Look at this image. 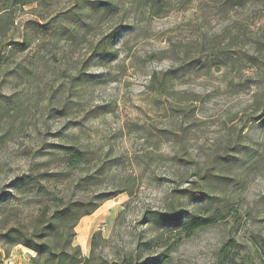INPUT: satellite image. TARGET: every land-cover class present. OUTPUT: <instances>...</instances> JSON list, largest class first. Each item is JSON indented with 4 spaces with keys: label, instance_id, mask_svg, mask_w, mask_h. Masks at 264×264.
I'll list each match as a JSON object with an SVG mask.
<instances>
[{
    "label": "rangeland",
    "instance_id": "rangeland-1",
    "mask_svg": "<svg viewBox=\"0 0 264 264\" xmlns=\"http://www.w3.org/2000/svg\"><path fill=\"white\" fill-rule=\"evenodd\" d=\"M21 1L0 0L14 16L0 30V251L40 201L81 195L79 181L101 167L97 189L123 192L76 227L85 257L101 233L91 264H217L229 237L242 248L264 234V62L250 60L264 56V0H164L159 15L153 0ZM112 36L115 53L99 55ZM164 72L174 80L160 90ZM66 145L83 153L78 170L65 169ZM27 175L42 192L15 189ZM206 184L204 201L177 198ZM226 202L239 224L188 238L153 220ZM33 255L19 244L3 264Z\"/></svg>",
    "mask_w": 264,
    "mask_h": 264
},
{
    "label": "trees",
    "instance_id": "trees-1",
    "mask_svg": "<svg viewBox=\"0 0 264 264\" xmlns=\"http://www.w3.org/2000/svg\"><path fill=\"white\" fill-rule=\"evenodd\" d=\"M36 0H24L22 5L31 4ZM164 0H153L151 8L154 14L159 15L163 10ZM243 2V1H242ZM14 16L12 10H6L0 13V30L2 35H6L12 28ZM114 37L111 40L99 43L97 53L102 56L114 54ZM264 50V49H263ZM254 64L259 65L264 62V56H251ZM258 60V62L256 61ZM263 64V63H262ZM174 76L170 72H164L157 80V88L166 90L173 82ZM151 82H156V75L152 76ZM264 99V93L261 94ZM264 108V103L262 105ZM65 154V169L78 170L85 163L83 153L80 148L73 145L61 147ZM102 170H104L101 167ZM97 169L87 173L79 181L77 189L81 195L67 198L65 196L56 197L52 201H40L39 209L35 217L28 223L21 225H12L6 233L3 234L0 251V264H3V255H8L11 247L22 244L29 250L35 252L31 257L32 264H91L95 261L96 244L100 237V231L93 234L91 239V254L85 257L82 254L80 245L74 243L76 237V227L81 219L94 213L99 206L106 200L113 198L123 192V189L112 193L100 191L97 184L103 179L104 171ZM40 182V181H39ZM208 182V181H206ZM35 187V188H34ZM42 185L31 180L27 175L17 183L16 190L20 193L27 192L29 189H35L42 192ZM179 200L189 198L194 202H201L210 198L208 185H204V190L196 192L190 189L179 190ZM229 202L218 204L213 208L209 215L188 214L182 210L165 209L164 212L154 213L153 220H159L162 225H173L179 229L178 239L191 237L198 230L210 226H216L221 223L231 222L239 224L241 213L233 212L229 207ZM161 225V226H162ZM239 241L234 237H229L219 248L217 252V264H264V234L253 233L245 241L247 245L242 248L237 247ZM108 262V261H107ZM110 264H122L119 260H113ZM108 263V264H109ZM146 264H164V260L159 258Z\"/></svg>",
    "mask_w": 264,
    "mask_h": 264
}]
</instances>
